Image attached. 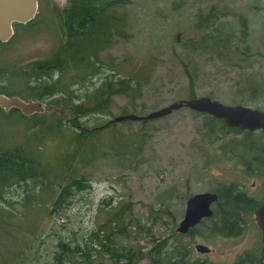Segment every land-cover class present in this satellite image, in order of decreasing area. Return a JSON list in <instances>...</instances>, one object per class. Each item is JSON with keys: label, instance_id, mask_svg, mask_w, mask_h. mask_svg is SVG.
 <instances>
[{"label": "trees", "instance_id": "trees-1", "mask_svg": "<svg viewBox=\"0 0 264 264\" xmlns=\"http://www.w3.org/2000/svg\"><path fill=\"white\" fill-rule=\"evenodd\" d=\"M66 2L58 12L39 0L34 19L16 23L12 38L0 41V94L40 100L49 108L26 115L18 108L0 107V264H33L32 258L43 264L38 248L43 237L54 229L51 223L55 216L66 221L65 210L75 206L81 193L93 189L83 170L103 158L108 150L125 157L142 144L132 134L123 136L119 122L105 118L113 115L115 96L128 98L130 105L120 107L121 114L135 108L150 78L145 66L130 65L129 57L121 61L112 56L104 59V53L117 41L131 35L126 9L130 0ZM47 21L59 23L61 36L45 56L21 63L3 60L22 35L27 37ZM241 25L245 39L248 28L245 17ZM213 32L217 46L231 45V36L228 38L222 28L217 27ZM183 66L190 98H194L198 67L192 61H184ZM204 117L209 134L221 131L242 135L240 139L222 143L219 149L245 160L248 169L264 178L263 132L231 128L209 114ZM216 192L218 208L207 218L215 222L212 230L216 234H241L243 229L236 227V216H227L252 213L264 204V199L248 196L235 183ZM133 208L131 200L107 199L99 209L104 218L95 221L92 229L83 225V219L82 222L68 219L60 224L65 233L60 231L63 236L57 230L51 264H139L141 261H145L142 264H215L193 258L189 242L198 225L187 234L172 232L169 238L154 242L146 252H133L119 240L130 237ZM219 210L223 213L221 218H218ZM166 211L170 214L169 209ZM45 219L50 220L47 226ZM186 236L190 240L182 241ZM30 239L36 243L29 256L23 247L30 244Z\"/></svg>", "mask_w": 264, "mask_h": 264}, {"label": "rangeland", "instance_id": "rangeland-1", "mask_svg": "<svg viewBox=\"0 0 264 264\" xmlns=\"http://www.w3.org/2000/svg\"><path fill=\"white\" fill-rule=\"evenodd\" d=\"M66 1L41 0L58 12L68 4ZM126 9L131 35L117 41L104 53V59L112 56L121 61L129 57L130 65H144L150 74L142 98L136 101L135 108H129V113L145 115L176 100L189 99L184 61H192L198 67L196 96L264 108V0H130ZM242 17L248 23L245 39ZM217 27L228 38L231 36L228 47L214 43L213 31ZM60 36L59 23L47 21L27 37L22 35L3 60L21 63L43 57ZM114 100L113 115L105 116L106 119L120 115L119 108L130 105L123 95L115 96ZM43 103L47 111V103ZM147 121L119 122V132L123 136L132 134L141 146L125 157L108 150L103 158L85 168L83 171L93 189L81 193L75 206L65 210L66 221L82 222L83 219V225L92 229L95 221L104 218L102 210L99 211L103 201L131 200L134 219H130V237L119 240L133 252H146L154 242L167 239L177 231L187 199L195 193L217 191L235 183L248 196L264 199V178L248 169L243 163L245 160L219 149L224 142L240 139L241 134L221 131L209 134L204 127V114L187 107ZM217 208L215 203L213 210ZM167 209L170 214L166 213ZM221 211L218 218L223 217ZM244 215L243 232L235 236L213 233L215 222L204 219L190 238L193 258L235 264L246 250L261 247V232L254 212ZM66 221L55 216L51 223L54 229L41 240L38 257L43 264L53 263L56 233L63 231L60 224ZM49 223V219L44 220V225ZM190 239L186 236L182 241ZM30 240L23 247L29 256L36 243ZM198 243L209 246L211 251L198 252L195 248Z\"/></svg>", "mask_w": 264, "mask_h": 264}, {"label": "water", "instance_id": "water-1", "mask_svg": "<svg viewBox=\"0 0 264 264\" xmlns=\"http://www.w3.org/2000/svg\"><path fill=\"white\" fill-rule=\"evenodd\" d=\"M61 2L64 0H55ZM39 0H0V41H9L15 33L16 23H28L37 15ZM43 102L38 100H24L19 96L0 94V107L9 110L18 108L26 115L44 111ZM187 107L193 111L212 115L221 119L231 128L240 130H261L264 134V108H257L243 104H227L209 96H196L189 99L176 100L164 107L153 110L145 115L136 113L120 114L113 118L115 122L125 120L147 121L162 118L175 110ZM216 191L199 192L191 195L186 202V210L177 231L188 233L204 219L214 214L213 205L218 201ZM257 223L264 233V204L254 210ZM201 253H209L211 248L203 243L195 246Z\"/></svg>", "mask_w": 264, "mask_h": 264}, {"label": "flooded vegetation", "instance_id": "flooded-vegetation-1", "mask_svg": "<svg viewBox=\"0 0 264 264\" xmlns=\"http://www.w3.org/2000/svg\"><path fill=\"white\" fill-rule=\"evenodd\" d=\"M236 216V219L238 220V224L236 227H239L243 229V223H244V214L239 213L237 215H228L227 217ZM227 218V219H228ZM254 219L256 222V225L259 227L256 216L254 213ZM259 230L261 232V247H258L257 250L254 249L252 251L246 250L240 258L237 260L235 264H264V233L262 232L261 228L259 227ZM187 234V233H186ZM229 234V233H228ZM228 236V235H227ZM231 236V235H230Z\"/></svg>", "mask_w": 264, "mask_h": 264}, {"label": "bare ground", "instance_id": "bare-ground-1", "mask_svg": "<svg viewBox=\"0 0 264 264\" xmlns=\"http://www.w3.org/2000/svg\"><path fill=\"white\" fill-rule=\"evenodd\" d=\"M219 199V198H218Z\"/></svg>", "mask_w": 264, "mask_h": 264}]
</instances>
